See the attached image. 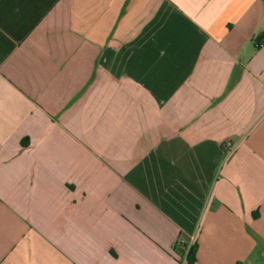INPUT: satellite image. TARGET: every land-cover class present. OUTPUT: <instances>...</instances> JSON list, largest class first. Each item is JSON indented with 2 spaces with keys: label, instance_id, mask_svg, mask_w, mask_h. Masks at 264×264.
Returning <instances> with one entry per match:
<instances>
[{
  "label": "crops",
  "instance_id": "0c3cea01",
  "mask_svg": "<svg viewBox=\"0 0 264 264\" xmlns=\"http://www.w3.org/2000/svg\"><path fill=\"white\" fill-rule=\"evenodd\" d=\"M264 264V0H0V264Z\"/></svg>",
  "mask_w": 264,
  "mask_h": 264
},
{
  "label": "trees",
  "instance_id": "16d2710c",
  "mask_svg": "<svg viewBox=\"0 0 264 264\" xmlns=\"http://www.w3.org/2000/svg\"><path fill=\"white\" fill-rule=\"evenodd\" d=\"M190 239L181 236L176 244V250L182 254H185L188 262L193 264L197 260V244L195 241L190 243Z\"/></svg>",
  "mask_w": 264,
  "mask_h": 264
},
{
  "label": "built area",
  "instance_id": "2783aa9c",
  "mask_svg": "<svg viewBox=\"0 0 264 264\" xmlns=\"http://www.w3.org/2000/svg\"><path fill=\"white\" fill-rule=\"evenodd\" d=\"M192 242H193V240L190 241V243H192Z\"/></svg>",
  "mask_w": 264,
  "mask_h": 264
}]
</instances>
